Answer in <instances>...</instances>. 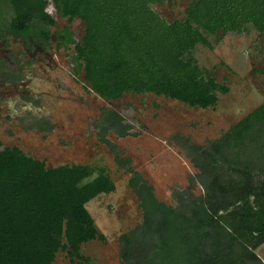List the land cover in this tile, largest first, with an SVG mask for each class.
Segmentation results:
<instances>
[{"label": "trees", "instance_id": "trees-1", "mask_svg": "<svg viewBox=\"0 0 264 264\" xmlns=\"http://www.w3.org/2000/svg\"><path fill=\"white\" fill-rule=\"evenodd\" d=\"M50 1L62 18L86 25L77 60L86 84L108 102L155 95L193 109L216 108L230 89L201 68L195 50L212 49L219 32L264 35V0H190L184 20L171 23L153 9L167 0H0V36L38 35L48 43L55 26ZM58 40L75 44L68 30ZM101 127L103 137L110 131L125 137L130 129L109 112ZM195 156L197 174L176 195L177 207L160 202L141 178L132 181L143 224L121 237L122 264L260 263L264 104L207 150L196 148ZM93 175L89 167L47 168L0 142V264H54L60 253L83 264L81 247L105 241L87 205L116 191L104 171L86 182Z\"/></svg>", "mask_w": 264, "mask_h": 264}, {"label": "rangeland", "instance_id": "rangeland-1", "mask_svg": "<svg viewBox=\"0 0 264 264\" xmlns=\"http://www.w3.org/2000/svg\"><path fill=\"white\" fill-rule=\"evenodd\" d=\"M189 3L167 0L153 9L171 23L184 20ZM47 13L55 20L48 45L29 47L25 41L0 38V60L24 75L15 83L0 81V142L2 148H18L47 168L89 167L94 175L86 182L104 171L116 191L93 200L87 209L105 241L84 244L82 263L122 264L121 237L143 224L132 181L141 178L160 202L177 207L176 195L197 174L192 165L196 147L208 148L264 104V35L219 32L211 38L212 49L200 45L195 50L201 68L230 89L219 96L216 108L193 109L155 95L127 94L108 102L86 84L77 60L76 44L82 42L86 25L62 18L51 1ZM65 30L76 43L60 47L57 35ZM107 112L124 119L130 127L127 136L114 131L102 136ZM187 142L196 147L189 149ZM201 192L197 185L196 194ZM256 253L264 261V245ZM54 264L71 263L60 253Z\"/></svg>", "mask_w": 264, "mask_h": 264}, {"label": "flooded vegetation", "instance_id": "flooded-vegetation-1", "mask_svg": "<svg viewBox=\"0 0 264 264\" xmlns=\"http://www.w3.org/2000/svg\"><path fill=\"white\" fill-rule=\"evenodd\" d=\"M58 36L57 35V42L58 44L60 45V47H62L61 45H68V44H64L62 43L61 41L58 40ZM0 38L5 41V42H8L10 41L11 38L15 39V40H18V41H25L28 43L29 47H33L35 45H43L45 43L41 42V40L38 39V35H35L31 38H29L28 40H25V39H17L15 37H11V36H8L6 38H2L0 36ZM52 38H53V35L51 33V39L48 43H46L45 45H48L51 41H52ZM73 40L75 41L74 37H73ZM76 43V42H75ZM69 45H74V44H69ZM59 47V49H60ZM61 50V49H60ZM79 62V61H78ZM24 78V75H23V72L22 71H16V70H13L12 68H10L9 66L6 65V63L2 60H0V81L3 79H9L10 81H14L17 82L18 80H23ZM20 82V81H19ZM22 82V81H21Z\"/></svg>", "mask_w": 264, "mask_h": 264}, {"label": "crops", "instance_id": "crops-1", "mask_svg": "<svg viewBox=\"0 0 264 264\" xmlns=\"http://www.w3.org/2000/svg\"><path fill=\"white\" fill-rule=\"evenodd\" d=\"M244 119H245V118H244ZM244 119H243V120H244ZM240 122H241V121H240ZM240 122H239V123H240ZM236 125H237V124H236ZM226 134H227V133H226ZM226 134H225V135H226ZM225 135H224V136H225ZM224 136H223V137H224ZM223 137H222V138H223ZM222 138H219V139L216 140L215 142H212L209 146H211L212 144L217 143V142L220 141ZM178 144L180 145L181 143L179 142ZM187 145L190 146L189 149H191V147H196L195 145H191L189 142H187ZM185 147H187V146H185ZM196 148H201V147L197 146ZM208 148H209V147H208ZM201 149H203V150H207V148H203V147H202ZM194 169H195V168H194ZM258 258L260 259V263H259V264H264V261H262L261 258H260L259 256H258Z\"/></svg>", "mask_w": 264, "mask_h": 264}]
</instances>
